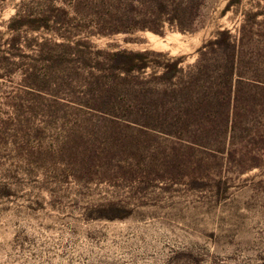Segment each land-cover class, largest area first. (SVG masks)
<instances>
[{
    "label": "rangeland",
    "instance_id": "rangeland-1",
    "mask_svg": "<svg viewBox=\"0 0 264 264\" xmlns=\"http://www.w3.org/2000/svg\"><path fill=\"white\" fill-rule=\"evenodd\" d=\"M0 264H264V0H0Z\"/></svg>",
    "mask_w": 264,
    "mask_h": 264
},
{
    "label": "trees",
    "instance_id": "trees-1",
    "mask_svg": "<svg viewBox=\"0 0 264 264\" xmlns=\"http://www.w3.org/2000/svg\"><path fill=\"white\" fill-rule=\"evenodd\" d=\"M153 31L155 32H159L158 28H152ZM181 30H186V28H182ZM218 36L211 40L210 43L213 45L218 46L221 50L222 53L224 55L223 60L224 63L223 65H225L226 67V77L227 80H229V82H232L233 76H234V72H235V66H236V52H235V48H236V43L233 40V36L230 33L229 30L224 29V30H219L217 32ZM201 51H203L201 49ZM120 53L122 54H126L128 55L129 58V69L130 70H134V69H145L149 66L150 61L148 59V51H121ZM181 59L178 58L175 60V62L173 63L174 67H175V71L176 73L181 72L182 71V67H179L178 65L180 64Z\"/></svg>",
    "mask_w": 264,
    "mask_h": 264
}]
</instances>
